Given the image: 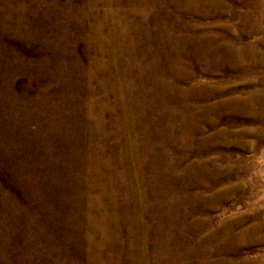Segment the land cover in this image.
I'll list each match as a JSON object with an SVG mask.
<instances>
[{"label": "rangeland", "instance_id": "1", "mask_svg": "<svg viewBox=\"0 0 264 264\" xmlns=\"http://www.w3.org/2000/svg\"><path fill=\"white\" fill-rule=\"evenodd\" d=\"M87 1L0 0V62L3 65L12 63V68L8 69L10 84L14 92L21 97L20 100L24 99L22 95L30 99L28 107L24 100L19 101V106L26 110L27 117L22 119L18 116L23 130L20 133L16 130L13 134L19 147L17 152H22L30 132L35 133L34 143L28 152L33 156H44L47 151L45 143L49 140L57 147V160L53 166L62 174L66 161L60 159L61 150L71 149L70 155L74 150L82 149L75 147L73 143L65 142V136L81 133L86 142L88 134L82 133L83 127L101 121L103 129L97 134L94 142L103 147L104 163L109 155H113V158L117 156L113 159L117 161L120 150L132 146L130 138L141 139V134H138L139 127L129 132L130 138L125 132L115 133L114 120L121 118L122 110L115 106L116 97L113 90H119L129 83L135 86L130 91L134 95L136 86H144L149 91L153 90L146 95L150 100L148 118L153 146L151 150L148 146L149 151L136 146L128 170L136 172L137 169L143 178L148 179L151 176V164L163 160L158 159L157 153L153 151L154 146L162 142L160 132L167 130L171 124H178L181 118L178 114L183 112L182 102L163 86V82L172 74L168 59L172 57L173 52L181 51L186 64L175 63L171 78L176 85L185 88H190L194 82L200 86L202 97L198 95L197 98L200 99L197 100L189 97L187 103L194 108L192 115L195 124L202 127L199 132L189 135L190 137L187 135V139L183 136V131L177 128L166 132L165 143L168 138H173L175 142L166 148L167 153L164 155L167 156L166 161L178 159L174 174L179 182L174 183L173 189L175 197L187 196L184 204L187 210V224L186 221L181 225L165 221L158 223L157 198L152 187H148L143 191V197L137 200L147 205L137 211L143 223H127L129 227L125 237L137 238L138 241L133 249L117 252V243H113L112 247L108 243L109 246L101 249L102 255L95 257L103 256L98 264H116L117 258L121 257L124 261L126 254L132 252L137 257V264H196L203 251L209 260L224 259L237 262L241 257H245L249 261L244 264H264V0H221V7L213 6V12L209 15L200 11H189L183 2L170 6L165 3L155 5L152 0H145L141 5L137 0ZM106 13L110 16L106 18L109 28H103L101 35L94 37L92 27L98 23L97 19L100 20ZM142 17L148 23L149 29H155L160 21L163 22L162 30L157 31L156 38L147 41V35L143 31L136 33L134 27L125 37L137 35L138 41L131 53L125 52L122 46L126 44L127 38L119 36L115 39L108 32L127 23H139ZM180 24L184 25L183 28ZM191 32L213 35L216 38L214 43L223 44L231 38L235 48L245 50L242 57L244 59L233 60L224 54L223 59L230 60L234 65L216 67L211 63L206 69L205 65L203 69L194 68V58L189 53L192 43L187 41ZM168 36L175 38V42L165 43L164 53L158 54L157 45L160 46L161 41ZM104 38L108 42V48L101 46L100 42H103ZM152 59H156L158 63L154 65L157 66L151 65ZM107 62L111 63L110 74L99 71L97 65ZM18 63L21 65L17 66ZM139 65L144 69L140 70ZM180 73L185 74L183 76ZM186 74L191 77L187 78ZM106 75L111 79L115 78L118 88L112 87L110 83L103 85ZM1 82L0 77V99L4 95ZM157 96L169 99L168 104H159ZM61 98L65 99L64 107L55 119L64 126L63 131L53 130L45 134L42 129L45 120L38 113L46 118L51 116L47 111L40 109L39 105L46 103L54 109L60 104ZM100 103L106 107L101 116L98 105ZM90 104L93 108L88 115ZM30 110L32 111L29 113ZM131 114L134 118L137 116L134 105L131 106ZM3 117L0 109V124L10 126V122L3 120ZM37 136L41 139H36ZM44 137L47 141H44ZM0 144L7 147L5 138H0ZM92 152L99 158L97 148ZM7 162V159H0V184L8 196L4 201L6 211H3L0 202V264H87L90 255L86 253L84 236H92L90 228H79V220L76 217L75 222L70 225L66 221L68 215L84 210L80 208L81 202L80 206L76 203L81 190L74 192L73 187V194L67 191L74 178H66L65 172L61 183H53L51 191L48 189V192L45 191L44 195L39 196L41 199L31 202L26 198L23 189L12 183V180L18 183L24 179L21 176L22 169H19L21 174L11 176L8 168L15 165V160ZM37 163L27 161L22 165L29 166L30 169H45V164ZM18 164L21 165L19 161ZM66 164L69 166L70 163ZM135 164H140V169L136 167L134 170ZM117 165L116 168L112 165L109 169L111 177L118 175L117 171H122V165ZM186 166L187 176L183 171ZM92 170L90 168V171L82 176L85 181L93 177ZM35 179L36 177L32 181L35 182ZM183 181H187L185 195L179 186ZM95 182L101 184L98 179H95ZM170 185L172 186L171 183ZM45 188L47 190L48 187ZM139 189L138 186L137 190ZM95 191L83 188V192L90 194L89 197L95 196ZM137 195H140V190ZM105 198L103 206L109 200ZM42 201L48 203L49 208H45V203L42 208ZM14 202L17 205H14ZM149 221L156 222L151 225ZM55 224L59 227L58 230L52 228ZM121 226L115 225L112 228L114 231L124 232V226ZM66 229L74 234L72 242L67 243ZM96 232L93 233V239L98 241L102 235ZM144 233L146 243L141 241ZM135 235L137 236L134 237ZM167 248L173 249L174 252L169 254ZM158 249L159 252L154 253V250ZM187 250L194 251V254L187 255ZM109 258H113V261Z\"/></svg>", "mask_w": 264, "mask_h": 264}, {"label": "bare ground", "instance_id": "2", "mask_svg": "<svg viewBox=\"0 0 264 264\" xmlns=\"http://www.w3.org/2000/svg\"><path fill=\"white\" fill-rule=\"evenodd\" d=\"M90 1H93V0H90ZM112 1L117 2L118 0H112ZM152 1L154 2L155 5L157 3H159V4L165 3V4H168L170 6H174V5H177L181 2H183L185 7H188L187 9H189V11L190 10L196 11V12L200 11L204 15L211 14L213 12V9H214L213 6L219 7L221 5V0H152ZM137 2H138V4L140 3V5H141L142 3L145 2V0H137ZM113 3H115V2H113ZM107 4H108V2H107ZM164 7H165V5H164ZM129 10H128V13H129ZM108 13H110V12H108ZM144 13H146V12H144ZM111 14H112V12H111ZM108 16L109 15L106 13V15L103 18H101L100 20L97 19L98 23H95L92 27V33H93L94 37H98L99 35H101V33H100L101 30H103V28L108 27V23H107V19H106ZM124 17H125V15H124ZM109 18H110V16H109ZM147 24L148 23L143 18L139 23H136V21L132 22V23H127V25H125V26H122L119 28L117 27L115 29L113 28L108 33H109V35H111V37L117 39V38H119V36L125 37V35L131 29H133L135 27L137 30L136 33L143 31L147 35V41L150 39L153 40V38H156L155 36L157 35V31L162 30L163 22L160 21L159 25L155 29L154 28L149 29ZM180 26H182V25L180 24ZM183 26H182V28H183ZM185 26L187 27V25H185ZM184 29H185V27H184ZM128 37L127 36L125 37V38H127V41H126V44L124 45V47L122 45L121 46H122V50H124L125 52L131 53L133 48H134L135 43H137V41H138V38H137V35L135 37H131V38H128ZM176 39H178V38H176ZM214 39H216V38L213 35L194 34L191 32V34L189 35V39L187 41L190 42L189 44L192 43L191 44L192 47H191V50L189 53L194 58V60H193L194 62L193 63L191 62L193 64L194 68H197V69L202 68L203 69V65H205L204 69H206V66L207 65L211 66V63L216 67H218L220 65H234L233 63L230 62V60L226 61L225 59H223L224 54L227 56H230L233 60H237L239 58L244 59L242 57L245 54V50H240V48L238 49V47L235 48L232 44L231 38H229V40L224 42L223 44L214 43V41H215ZM111 40H113V39H111ZM165 40L161 41L160 46L157 45L156 52H158V54H160L161 52L164 53L163 50L165 48V43L175 42V38L169 37V36ZM100 43L102 44L101 46L104 45V47L108 48V42L106 41L105 38H104L103 42H100ZM100 43H98V44L100 45ZM110 43H112V42H110ZM109 49H111V48H109ZM111 53H112V51H111ZM183 55L184 54H182L181 51L173 52L172 57L170 59H168V61H167L168 65L172 69V72H171L172 74H170L168 80L165 79L166 81L163 82L164 89L168 90L170 93L177 96L178 99L182 102L181 104H183V107H184L183 112H181V114H178L181 116L180 122L178 124H175L173 122L174 124H171L167 130H163L160 132V135H161L160 137L162 138V142L160 145L154 146L153 151H155V154L157 153L156 156L158 159L163 158V160L154 162L153 165L151 164V166H150L151 176L148 179L143 178L142 175H140V172L136 169V167L140 169V164L134 165L135 166L134 170L136 169V172H134L133 170H132V172H131V170L129 171L128 170V167H129L128 164H130V160L133 158V150L135 149L136 146L141 147V149H145V150H148V146H149V150L152 149L151 148V146H153V143L151 141L152 135H151V131L149 129V118H148L149 117L150 100H148L146 98V95H149V93H151L153 90L149 91L148 88L146 89V88H144V86H142V87L136 86V94L133 95L130 91L132 90L131 88H133L135 86L133 84L129 85V83L126 85L123 84L125 87L124 86L120 87L119 90H113L115 93V97H116L115 106L121 108V110H122L121 118L117 117L114 120V125H115L116 131H117V132L115 131V133L122 134L123 132H125L126 133L125 135H127V137H128L129 132H131L135 127H139L140 133L138 132V134H141V136H142V137L140 136L141 139H138V138H136V139L132 138L131 139L129 136L128 138H130V141L128 139L127 140L130 143L132 142V146H130L129 148H126L128 146H126L123 149L121 148L122 150H120V152H119V158L117 159V161H115V160L113 161V159L117 156H115L113 158V155H109L106 158L105 163H104L103 158H104L105 154H104V151L102 149L103 147L99 143L94 142L95 138L97 137V134L100 133L103 129L102 122L97 121L96 124H93L92 126L83 127L82 133L85 132L88 134V136L86 138V140H87L86 142L81 137V133L75 134L72 136H65V138H66V141L64 139L65 142L73 143L75 145V147L76 146L82 147V149L80 148V150H74L72 153H70V155H69V150H71V149L68 150L66 148V150L65 149L64 150L62 149L63 151L61 150L60 159L65 160L66 163H70L69 166H71V167L73 166V168L77 167L78 169L75 170L73 168H70L64 162L66 165L65 164L63 165L64 166L63 173L60 174L61 172L60 171L58 172L57 169L54 168V166H53L54 161L57 160V156L55 155V153L57 152V149H56L57 147L52 145L49 140L47 141L45 139V137H44V141L45 140L47 141L45 143V144H47L45 146L47 151L45 154H43L44 156H42V157L33 156V155H30L31 153L28 152L29 149L32 147V144L34 143L33 141L35 139V133H32V132H30V136L26 140V143L24 144V146L21 150L22 152L21 153L17 152V149L19 147L17 146V139L13 138V134L15 133L16 130L18 133L22 132V130H23L22 126L19 124L18 116L20 115L22 119H25L27 117V112H26V110H24V108L19 106L20 105L19 101L24 100V102L27 104V107H28V103H30V101H29L30 99L29 98L27 99V98H25L26 96L22 95V97L24 99L20 100L21 97L14 92L13 86L10 84L11 76H10V72L8 71V69L12 68L11 67L12 63L8 62L9 64L5 63L6 65H3L0 62V77H1L2 82H3V84H1V86L4 90V95L0 99V109H1L3 116H4L3 120H7L10 122V126L0 124V132L2 133V134H0V138L2 137L3 140L5 138L6 143H7L6 148L0 144V159H7L8 162L9 161L13 162L15 160V165L13 164V166L8 168L11 176H14L17 173H20L19 169H22L23 174H21V173L20 174H21L22 178H24V179L19 181L18 183L14 182L12 180V183H13V185H15L17 187H21L23 189V193L25 194L26 198H28V200L31 202L39 200V198H40L39 196H41L42 194L44 195L45 191L48 192L50 189H52L51 187H52L53 183H55V182L61 183L62 179L64 178L65 172H66V174H65L66 178L67 177H68V179L74 178V179H72L73 184L72 185L70 184L68 186L70 189L68 188L67 191L70 194H73L72 193L73 187L75 188L74 192H76L77 190L78 191L81 190L77 195L76 203H78V206H80V202H81L82 205L80 206V208H82L84 210H82L83 212L80 210H78L77 212L73 211L74 212L73 215H71V214L68 215V217H67L68 219H66V221H67L68 225H70L72 222H75L74 219L76 217L79 220V223H77L79 225L78 226L79 228L82 229L83 226H85L86 229L90 228V233L92 236H90V238L87 234H85V236H84V238L86 239V244L88 245V246L86 245V251H87L86 253H89V255H90V258L89 259L87 258V264H98L102 260L103 256L101 258H99V257H95V255H102L101 249L104 247H107V245L109 246V244H110V247H112L113 243H117V245H118L117 246V248H118L117 252H119V251L121 252V250H123V249H127V250L133 249V247L136 245V243L138 241H137V238H134L135 239L134 240V239H128L125 237L126 229L129 227V225H127V223H130V225H132V223L133 224H140V223L142 224L143 223L142 218L138 214L137 211L140 210L141 208L147 207V205L146 204L144 205L142 201L138 202L137 200L139 199V197H143V195H144L143 191H145L148 187H152V190L155 191L153 194H155L154 196L157 198V203H158L157 204V211L159 212V214L157 215L158 220H156V221L158 223L165 221L167 223H174V224L176 223V224L181 225V224H183L184 221H186L185 219L187 216V210H185L184 204H185V201H187V196H183V198L175 197L174 196L175 192L173 189L174 185L177 182H179V179H177V176H175V174H174V171H175L174 168H176L175 166H177L178 159L176 158L175 160L166 161L167 156L164 155L167 153L166 148L171 147L173 142H175L173 138H168L167 139L168 142L166 141V143H165V140L167 138L165 135V134H167L166 132H168V133L172 132L177 128L178 130L183 131V133H184L183 136H185V138L187 139V135H188V137H190L189 135H192L193 133L199 132V130L202 127V126L199 127L200 125L197 126V124H195L194 115H192L194 113L193 112L194 108L191 105H189V103H187V100L189 97L193 98L194 100L200 99V98H197L198 95L201 96L200 86L197 84V82H194L193 84L191 83L192 85L190 88H185V87L176 85L172 81L173 78H171V76H173L175 63L186 64V59ZM156 56L158 57V55H156ZM166 56H164V57H166ZM163 61L165 62V60H162V62ZM207 62H209V63H207ZM150 63L153 66H157L154 64L158 63V62L156 61V59L155 60L152 59V62H150ZM187 63H190V62H187ZM243 64H246V63L243 62ZM18 65H21V64L18 63L17 66ZM97 65L99 66V71L105 72V74H107V72L108 73L110 72L109 71L111 69V66H110L111 63L110 62L98 63ZM142 65H143V63H142ZM142 65H139L140 70L144 69V67ZM166 66L167 65H165V67ZM239 66H241V65L239 64ZM111 72H112V70H111ZM139 72H141V71H139ZM180 74H183V73H180ZM184 74H183V76H184ZM152 76H154V75H152ZM156 76L160 77V75H156ZM186 77L190 78L191 75L186 74ZM161 79L162 78H160V81H162ZM31 80H34V79H31ZM109 83L111 84L112 87L118 88V86H117L118 83H116L115 78L111 79L110 77H108V75H106V80H104L103 85H107ZM120 91H123V92L121 93ZM119 92H120V95H119ZM118 95H119V97H118ZM168 100L169 99L163 98V96L161 98L158 97V103L161 105L168 104V102H169ZM45 101H46V99H45ZM64 102H65V99L61 98L60 104L58 106H56L54 109H53V107L52 108L49 107V105H47L46 103H44V104L41 103L42 105H39L40 109L47 111L51 116L50 118H46L45 116H41L40 113H38L39 116L45 120V125L42 128L44 130L45 134L52 132L53 130L58 131V132L63 131L64 126L61 123H58L55 118L57 115H59L60 109H62L64 107ZM156 103H157V101H156ZM181 104H180V107H181ZM98 105L100 108L99 114L101 116V114L104 112L106 107L103 103H100ZM133 105L135 106L136 113H137V116H135V118L131 114V106H133ZM203 107H202V110L204 109ZM92 108H93V106L90 104L89 109L87 111L88 115L92 111ZM31 111L32 110H30L29 113ZM12 113H14V114H12ZM16 113H17V116H16ZM195 118H197V117H195ZM99 119H101V118H99ZM135 120L138 122H136ZM177 120H178V118H177ZM41 122H42V120H41ZM123 122H124V124H123ZM42 124H43V122H42ZM121 124L123 125L122 127L120 126ZM74 125L79 127V125H76V124H74ZM120 127H121V130H120ZM12 130H13V132H12ZM63 137H64V135L62 136V139H63ZM136 137H137V135H136ZM36 139H38V136ZM40 139L41 138H39L38 140H40ZM36 142H37V140H36ZM36 142H35V145H36ZM41 142H43V141H41ZM41 144H40V146H41ZM96 148L98 149L100 160L98 157H96V153L92 152ZM148 151H146V152H148ZM185 151H186V155H187V148ZM42 152H44V151H42ZM33 153H34V150H33ZM66 156H67V158H65ZM14 158H16V159H14ZM18 161L20 162L21 165L18 164ZM27 161L31 162V163H34V162L36 163V161H37L38 162L37 164L43 163L46 165L45 169H41V168L40 169H37V168L30 169L29 166H25V165L23 166L22 164L27 163ZM71 163H72V165H71ZM117 164L122 165L123 169H122V171L121 170L117 171V173L119 172L118 175L115 174V176L111 177V175L109 174V169L112 168L111 167L112 165H114L116 168V166H118ZM67 167H68V169H67ZM89 167L93 169L92 170L93 177L90 180L85 181L82 176L86 172L90 171ZM125 167H126V169H124ZM130 167H131V165H130ZM48 168H50V169L48 170ZM187 168L188 167L186 166L183 170L185 176H187ZM68 170H69V172H68ZM33 176L36 177L35 182L32 181V179L34 180ZM94 176H95V178H94ZM46 177H47V179H46ZM81 177H82V179H81ZM95 179H98L101 182V184L96 183ZM170 183L172 184V186L171 185L169 186ZM1 186H2V184H0V195H1L0 202L2 204V208H4L3 209V211H4L5 207H6L4 204V201L6 200L5 198L7 195ZM138 186L140 187V189H139L140 195H137L139 192V190H137ZM179 186L181 189L180 191L183 192V194L185 195V193H187V181H183ZM45 187H48L47 190H45L46 189ZM85 187L89 188L90 190H94V191L96 190L95 192L97 194L93 197H89L90 194L87 195L85 192H83V188H85ZM146 193H147V191H146ZM105 197L109 200H108L107 204H105L103 206V202H104L103 200ZM7 202H8V200H7ZM43 203H45L46 209L49 208V204L44 202V201L40 202L42 208H43ZM12 205H13V202H12ZM14 205H17V203L14 202ZM182 205H183V207H182ZM15 207L16 206H13V208H15ZM76 208L79 209L77 207V205H76ZM165 209H168V211H164ZM169 210H174L175 212L169 211ZM156 221H149V223L151 225H154ZM150 224H149V226H150ZM186 224H187V221H186ZM115 225L116 226L119 225V227H122L121 225H123L124 226L123 227L124 232L123 231H118V232L114 231L112 227H115ZM52 228H56V230H58L59 227H57V225L55 224ZM256 228H258V227H256ZM67 229H66V233H65L67 238L66 237L65 238L67 240V243H69V242L73 241L74 234L71 233L70 231H68ZM81 229L78 230V232L81 231ZM250 230H252V229H250ZM258 230H259V228H258ZM55 232L57 233V231H55ZM94 232H96V233L99 232L100 235H102L100 240L96 241L93 239V236L95 235V234H93ZM144 234L145 235L142 236L143 239L141 241L146 243V233H144ZM136 236L137 235H135L134 237H136ZM159 241H160V239H159ZM164 245H166V244H164ZM159 247L161 248L162 246H159ZM216 247H218V246H216ZM165 249H166V247H165ZM167 251H168V253L174 252V250L170 249V248H167ZM157 252H159V249L154 250V253H157ZM186 253H187V255H190V254H194V251H191V250L188 251L187 250ZM123 254H124V252H123ZM120 255H121V253L118 254V256H120ZM126 255L127 256H126L124 261H123V259H121V257H119V258H117V263L116 262L115 263L116 264H122L123 262H125L127 264H137L138 261L136 260V258H137L136 255H134L132 252H129ZM112 259L113 258H111L110 261ZM248 261L249 260L245 257H241L237 262H230V261L224 260V259L209 260L205 256V253L203 251H201L200 257H199V259H197L196 264H244V263H247Z\"/></svg>", "mask_w": 264, "mask_h": 264}]
</instances>
